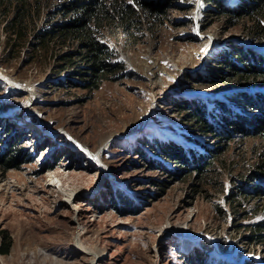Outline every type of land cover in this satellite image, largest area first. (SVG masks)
Masks as SVG:
<instances>
[{
  "label": "rangeland",
  "instance_id": "rangeland-1",
  "mask_svg": "<svg viewBox=\"0 0 264 264\" xmlns=\"http://www.w3.org/2000/svg\"><path fill=\"white\" fill-rule=\"evenodd\" d=\"M238 1L165 0V11L131 37L114 29L108 36L123 68L95 90L50 84L66 81V72L52 75L60 50L34 51L32 30L13 50L2 30L10 14L0 17V120L22 133L25 157L17 168L0 167V244L3 231L11 242L0 264H198L190 263L198 254L204 263L264 264V242L247 239L251 228L264 238V192L235 195L264 183L253 182L264 135L244 122L217 143L192 132L174 105L224 100L247 86L204 79L228 44L250 43L249 18L229 22L213 10ZM53 4L30 28L44 24ZM187 135L192 149L224 146L211 170L169 177L144 161L146 144L187 148ZM120 194L134 208L118 202Z\"/></svg>",
  "mask_w": 264,
  "mask_h": 264
},
{
  "label": "trees",
  "instance_id": "trees-1",
  "mask_svg": "<svg viewBox=\"0 0 264 264\" xmlns=\"http://www.w3.org/2000/svg\"><path fill=\"white\" fill-rule=\"evenodd\" d=\"M164 1L0 0V17L10 14L4 21L2 30L13 50L20 46L30 30L33 32L34 51L42 49L48 52L53 47L60 50L54 55L52 75L59 77L66 72V81L60 78L55 82L50 80V84L95 90L104 81L115 79V75L123 68V65L115 60L116 49L108 33L113 34V30L120 27L125 36L131 37L140 30L145 21L152 20L165 11ZM50 2L54 4L51 9L46 10L48 19L41 27L30 28L32 19L39 17L41 8ZM213 10L224 15L229 22L237 18H249L251 23L247 33L250 43L228 44L217 55L216 61L219 66L204 79L213 84L224 82L225 79L235 80L238 84L247 86L226 92L224 100L211 99L207 95L204 99L197 96L193 99L179 100L174 105L177 111L183 114L192 132L204 137H213L217 143L229 140L232 133L242 131L244 122H248L250 127L264 135V46H260V43L264 42V0H239L237 4L231 6L227 3L217 4ZM65 46L70 48L63 52L61 49ZM189 79L191 80L190 76ZM227 103L231 106L229 107ZM208 104L213 108L208 110ZM247 111L250 113L247 114ZM0 125V167L4 170L17 168L25 163L19 146L23 138L22 133L12 123H1L0 120ZM189 137L188 135L185 137L187 148L175 143L146 144L150 147L151 155L159 156L163 163L156 164L155 158L151 155L144 156V161L151 169L158 168L169 177H179L185 171L191 172V167L197 174L206 173L211 170L224 146L222 144L209 146L200 142L197 143L198 149H192L194 140ZM256 167L258 176L253 182L261 183L264 177V150L260 152ZM241 184L242 187H246L245 182ZM250 185L246 190H242L243 194L235 195L243 197L247 193L256 196L264 192V183L259 186L254 183ZM126 197L120 194L117 201L134 208V202ZM261 224L262 222L257 223L259 226ZM258 231L255 232L251 228V234L247 239L264 242ZM10 247L9 236L4 231L1 232L0 253L7 254ZM193 261L198 264H211L204 263L200 254L192 257L190 263Z\"/></svg>",
  "mask_w": 264,
  "mask_h": 264
},
{
  "label": "bare ground",
  "instance_id": "bare-ground-1",
  "mask_svg": "<svg viewBox=\"0 0 264 264\" xmlns=\"http://www.w3.org/2000/svg\"><path fill=\"white\" fill-rule=\"evenodd\" d=\"M75 142H77V140H76ZM77 143H78V144H75L76 146H77V145L80 146L81 149L85 150L87 153H91V155H93V156L96 157V154H94V152L91 151V149H89L88 147H86L83 143H81V142H77ZM96 159L98 160V158H96ZM53 178H54V176H53ZM67 193H68V194H66V197H67L68 199H70V198L72 197V195H73V191H72V190H69ZM78 243H79V242H78ZM79 244L81 245V243H79Z\"/></svg>",
  "mask_w": 264,
  "mask_h": 264
}]
</instances>
